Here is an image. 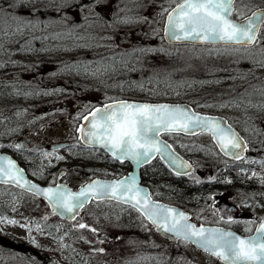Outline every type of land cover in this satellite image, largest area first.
I'll return each instance as SVG.
<instances>
[{"label":"rangeland","instance_id":"1","mask_svg":"<svg viewBox=\"0 0 264 264\" xmlns=\"http://www.w3.org/2000/svg\"><path fill=\"white\" fill-rule=\"evenodd\" d=\"M256 2L257 0H237V15L250 12L253 8L251 5ZM258 2H260L259 5L264 4V0ZM103 27L97 35L99 39H88V42L93 45L91 49L78 50L79 53H82L78 59H84L85 56H88L86 55L87 51H94V54H90L94 58L116 56L119 59V53H131L134 48L154 49L155 51L150 52L146 57H142L140 63L132 60V63L142 71L124 72L123 66L117 64L118 70L108 75L106 81L99 83L91 81L89 77L84 75L80 76V79L77 77L61 78L62 75L60 74L56 76L49 75L47 81H50L53 87L50 88V91L45 89L41 92L45 93L46 97L49 94L51 95L46 100L37 99L39 90L33 88L29 98L27 100L23 99L24 102L18 100L11 104H0V145L2 138L8 135L5 131L6 123L12 128H17L19 124L20 132L12 137V142L21 143L25 141L29 148L39 150L40 156L43 158V160L40 159L42 164L50 165L56 160L62 165L75 164L74 168L78 175H75L76 179H71L70 183H82L89 171L78 166L80 161L72 158L71 149L61 150L55 147L52 148L51 145L63 140H77L78 119L81 115L99 101L116 97L108 92L106 87L109 84L125 83V77L129 76L132 81V97H146L147 88L149 90L161 89L162 94L166 95L165 93L172 92V94L194 102L197 104V108L202 110H215V112H222L223 114L226 112L233 113L234 118L237 117L236 121L247 113H260L257 116H262L264 113V110L251 106L241 105L237 107L238 94L242 90H238V86L234 81L229 83L232 80L229 77L236 75L232 72L236 71L235 67L240 64L238 56L249 57V47L171 45L158 37L161 29L159 26L152 24L139 26L138 28L113 26L118 33L115 36H113V28L108 31V26ZM87 28L93 30V27ZM125 34H127V43H121L125 39ZM108 36H113L120 47L117 48L115 45H112L111 48L105 47L104 45L109 44V41L102 37ZM132 38H137V40ZM262 41L260 40V42ZM97 43L102 46L95 47ZM13 48L4 47L0 49V62L1 59L5 58L1 56L4 50L10 49L14 54H23L18 48ZM7 56H9L7 59L17 62L19 65L23 61V57L20 56L12 59L11 55ZM3 69L2 66V70L0 68V85H6L7 87L14 86L17 83L16 81L22 79L33 84L32 80L38 75L21 67L13 72ZM149 77H153L151 82H149ZM81 81L83 83L73 84ZM140 82H143L142 88L139 86ZM68 88H72V90ZM121 89L123 88L121 87ZM115 94L121 95L119 93ZM221 105L227 106L221 107ZM254 118L256 117L254 116ZM15 120L18 121L17 124L14 123ZM169 138L174 143L187 142L184 150L189 153L197 166L192 174L193 177L202 179L224 178L220 173L222 172L221 166L229 165L231 161L220 153L209 135L181 136L171 134ZM261 140L264 139L252 137L250 143L260 142ZM263 149L264 144L260 150L255 148L253 144V152H250L243 161L255 164L254 160H261L264 157ZM255 165H253V169H245L240 174L259 178L261 182H264V170ZM228 184L231 190L226 191L228 185L225 184L223 186L225 192L221 191V194H228L234 202L243 195L244 191L252 194L247 185L235 186L233 183ZM221 188L222 186L216 191L220 193ZM214 200L212 198L213 204L204 201L200 208L195 209L197 211L196 219L199 222L223 220V215L220 213L221 205L217 203V199ZM215 202L217 204L214 205ZM100 208L101 211H96L97 203H93L88 208L87 214L89 212L94 213V211L99 212L96 213L98 218L94 225L102 230L106 238L110 236L115 238L108 241L112 242L113 252L117 254L118 261H111L110 264H222L215 256L195 247L191 242L180 240L177 245L171 244L162 236L153 232L149 223L144 219L137 216L135 218L131 210L125 206L115 202H104L101 203ZM124 221L127 222L123 223ZM69 225L51 216L45 203L38 198L16 188L14 189L12 186L0 184V264L7 262V264H19V262L27 264H75L69 258L70 255H68L65 247H63L65 241L63 230H67L65 227H70ZM115 226L117 230L114 232L117 234V238L114 233L110 234ZM119 227H126V230L123 231ZM98 237L100 238V236ZM100 241L102 242L101 238ZM20 243L34 245L39 253L32 255V252L27 253L18 250ZM34 257H36V260L32 259ZM124 258L132 261H124ZM69 259L70 261H67ZM101 263L98 261V264Z\"/></svg>","mask_w":264,"mask_h":264},{"label":"snow or ice","instance_id":"2","mask_svg":"<svg viewBox=\"0 0 264 264\" xmlns=\"http://www.w3.org/2000/svg\"><path fill=\"white\" fill-rule=\"evenodd\" d=\"M107 3L108 0H0V49L6 44H16L23 53L48 51L47 41L64 39L82 40L84 43H76L74 47L81 50L91 49L93 45L88 42V38L80 35L79 29L86 25L92 27L93 24L103 21V25L113 28L115 36L118 33L113 27L114 24L130 22L124 18L113 17V23L108 24L99 11ZM233 11L234 0H184L168 14L164 31L169 39L203 40L212 44L223 42L225 45L244 47L254 44L261 25H264V9L253 12L251 16L240 21L231 19ZM81 16L83 24L79 22ZM38 32L46 34L37 35ZM113 36L102 37L109 41L105 47H120ZM36 41H39L40 48H36ZM121 43H127V34ZM101 46L99 43L95 45L97 48ZM152 51L155 50L134 48L131 53H119V59L116 56L101 59L80 58L72 63L64 62L62 67L50 75L56 76L67 70L76 75L99 79L116 72L117 64L123 66L124 72L142 71L132 60L140 63L141 58ZM259 55L260 58L257 59L255 53H250L252 68L247 71L239 69L236 75L229 78L247 80L254 74L257 65L264 69V49ZM20 66L26 71L33 70L31 66ZM152 79L153 77H149V82ZM139 86L142 88L143 82ZM252 87V92L245 90L238 94L236 106L245 105L264 110V87ZM254 95L259 96L256 103L252 100ZM196 130L211 133L221 151L236 159H240V153L246 150L240 137L222 119L199 115L182 105L129 103L124 100L105 105L92 114L87 135L92 142L103 143L120 160L131 159L136 164H142L155 154L164 158L167 153V158L175 164L178 157L169 153L168 146L157 141L155 136L161 131L194 133ZM15 147L21 148L23 145L18 144ZM7 182L26 186L27 190L42 194L52 205L53 211L60 215L74 213L92 198H109L129 203L156 225L158 230L162 229L177 238L182 237L196 243L205 251L221 256L229 264H246V261L264 264V223L257 229L256 237L248 242L239 241L240 245L247 244L248 247H238L239 238L233 233L202 227L197 229L195 225L187 223L188 217L183 212L151 201L148 193L139 188L134 175L119 181H93L82 187L78 193H72L62 186L37 189L36 185L24 179L23 171L14 162L8 157H0V183ZM79 227L87 226L81 223Z\"/></svg>","mask_w":264,"mask_h":264},{"label":"flooded vegetation","instance_id":"3","mask_svg":"<svg viewBox=\"0 0 264 264\" xmlns=\"http://www.w3.org/2000/svg\"><path fill=\"white\" fill-rule=\"evenodd\" d=\"M181 0H108L107 5L103 6L99 9L100 14L102 17H104L105 20L108 21V24L113 23V17L119 19L124 18L129 20L130 22L127 24H114L113 26H127V27H139V26H145V25H156L160 27L161 33L158 34V37H161V39H164V26L166 24V19L168 16L169 11L171 8H173L178 2ZM257 2L253 4L252 6H259L260 2ZM251 5V4H247ZM260 6L264 7V4H261ZM6 7V5H5ZM146 17L147 19H143ZM80 23H84L82 16L79 20ZM103 21H101L99 24H93V30H89L87 25L83 29H79L78 32L80 35L85 36L88 39L97 38L98 33L101 31V27H107V25H103ZM103 27V28H104ZM60 30V29H56ZM112 28L109 27L108 31H111ZM51 31V30H50ZM107 32V31H104ZM46 33H37V35H42ZM257 40L253 45L247 46L250 48V53H255L257 59L260 58V52L262 49H264V25H262V28L259 32V35L257 36ZM135 39V38H132ZM137 40V38L135 39ZM260 40H263L260 42ZM69 41H77V42H83L82 40H76V39H64L60 41H53L49 40L46 42V46L49 48L48 51H40V52H28L23 54L18 53H12L10 49L4 50L2 53V56L11 55L10 57L15 58L16 56L23 57V61L20 64L31 66L34 68V64H38V69L36 71L38 72H52L54 71V67L49 62H43V60H39L40 58L44 57H50L53 55H56L58 57H63L64 62H69V58H75L80 57L82 53H79V51H73L69 50V46H66ZM59 45V47H58ZM36 48H40L41 45L39 41H36L35 44ZM14 47L18 48V45L16 44H6L5 48H11ZM61 47V48H60ZM257 47V48H256ZM60 48V49H58ZM68 49L67 51L65 49ZM256 48V49H255ZM7 53V54H6ZM91 53L94 54V51H87L88 56ZM102 54V53H100ZM98 54V55H100ZM9 57V56H7ZM34 57L37 58L36 61H27L25 58ZM101 59V58H99ZM240 64L235 67L236 71H233L232 73L237 74V71L239 69H244L247 71V69L252 68V61L247 56L244 58V56H240ZM248 60H250L248 62ZM249 63V64H248ZM248 64V65H247ZM32 72V71H28ZM125 74V73H124ZM123 74V75H124ZM125 76V75H124ZM259 78V79H258ZM117 80V79H116ZM125 83H115V84H109L106 89L108 92L114 94L116 97L114 98H107L104 100L99 101L96 105L91 107L89 110H87L84 114L86 115L88 112L93 110L96 107L102 106L106 103L116 101V100H133V99H139L137 97H132L131 93H133L132 88V81L129 77H125ZM237 84L238 90H242L243 92L247 90L248 92L253 91V87L256 88H262L264 87V69L260 68L258 65L255 67L254 74L250 75L247 80H241L237 78L236 80H230L229 83ZM83 82L73 83V84H81ZM251 85V86H250ZM121 87L123 89H121ZM69 90H72V88H68ZM241 91V92H242ZM115 93H119L120 96L116 95ZM231 100V98H229ZM253 103H256L259 100L258 95H254L252 97ZM260 113H247L245 116H242L241 119L237 120V117L234 118L233 113H227L224 114V116L228 119L229 123H231L236 129L238 130V133H240L247 142V151L245 153V156L240 160H234L231 158L226 157L229 161V165L221 166V176L224 178L222 179H216V178H209V179H202L197 177H190L188 176H179L180 179H183L184 182L187 184H190V188L196 192L199 190L200 194H193L191 198H188L186 200L183 199H177V196L173 193H167L166 190L173 191L175 187L165 185L162 182H159L158 185L150 187L149 190H151V193L153 197L156 200H161L163 202H167L170 204H176L179 205L185 210H188L190 212V216L192 220H195L197 223H201L196 219V212L195 209L200 208L201 204L204 201H208L209 204L212 203V198L217 199V203L221 205L220 213L223 215V220L220 221H210V222H202V223H212V224H222L225 226H229L232 229H235L239 231L240 233H254L255 228L259 224L260 221L264 218V182H261L259 178H252L248 177L246 175H241V172H244V170H248L250 168L253 169V165H257L258 168L264 170V157L261 158V160H254L255 164H252V162L249 161H243L250 152H253V144L255 148L262 149V146L264 144V140H261L260 142H252L250 143V138L252 137H260L264 139V113L262 116H257ZM82 115L80 118H82ZM254 116L256 118H254ZM78 119L80 121L81 119ZM168 134V133H167ZM170 134V133H169ZM172 134V133H171ZM174 134V133H173ZM203 134V133H199ZM207 134V133H204ZM175 135V134H174ZM176 135H181L176 133ZM209 135L212 140L213 137L210 134ZM185 136V135H183ZM65 142V143H64ZM64 143L65 146L59 145ZM23 145L21 148L15 147L16 145ZM76 144H79L83 150L85 151L88 149H92V152H87V156H83L81 158V162L78 163V166L83 168L84 170H87L86 179L78 184L70 183L71 179H76L75 175H78L74 168L75 164H68V165H55V166H44L47 169L40 170L38 174L41 175L40 178H35L38 182H41L42 184H58L65 182L66 184L70 185L72 189L76 190L78 187H80L85 182H88L96 177L103 178H111L114 177L115 171L114 168L117 166H130L131 164L128 161H117L115 158L111 157L107 152L102 150L99 147L90 148L88 146H85L82 144L79 140H63L53 143L51 146L52 148H58V149H75ZM179 151L187 155L192 161H194L189 153H187L184 148L187 145V142H175L174 144ZM2 146H5L4 144ZM6 148L12 152L17 158L18 156H23L25 152H34L36 154H40L39 150L29 148L28 145L25 143V141L19 142H8L6 143ZM264 152V149L262 150ZM40 157V156H39ZM41 158V157H40ZM156 159L158 157H155ZM247 160V159H246ZM57 162V160L55 161ZM195 162V161H194ZM59 163V162H58ZM121 163V164H118ZM196 163V162H195ZM205 163V162H203ZM255 165V166H256ZM51 167V168H50ZM91 171V172H90ZM30 175V174H29ZM32 176V175H31ZM33 177V176H32ZM177 179V178H176ZM178 180V179H177ZM228 183H233L235 186H249L252 194L246 193V191L243 192V197L241 196L236 202L233 201L232 197H230L228 194L224 193L221 194V191L225 192V184L228 185L226 188V191H230L231 188L229 187ZM221 188L218 193L216 191L218 188ZM224 188V189H223ZM215 190V191H214ZM214 200V201H215ZM100 202H110L114 203L112 200H99V201H93L89 203L91 206L93 203H97V210L101 211V203ZM116 203V202H115ZM216 202L214 203L217 204ZM125 206V205H123ZM127 209L133 210L132 207L125 206ZM195 207V208H194ZM88 212V209L86 208L78 214V217L75 220L72 221H66V220H60L64 221L67 224H70V227H65L67 230H63L65 241L64 246L67 250V253L69 258H71V261H74L75 264H98V261L101 264H110L111 261H118L117 260V254L113 252V245L112 242H109L110 239H115L114 237L106 238L104 236L102 230L95 226L96 219L98 218V215L96 213L99 212ZM58 219V218H57ZM129 221V220H128ZM127 222V221H126ZM125 221L123 223H126ZM85 224L87 227L80 228L79 224ZM122 228L123 231L126 230V227H119ZM71 229V230H68ZM95 229V231H93ZM152 229V228H151ZM117 230V227H113L112 231H110V234L115 235L117 238V234L114 232ZM153 232H155L152 229ZM160 235V234H159ZM102 239V242L100 241V238ZM107 239V240H106ZM171 243V242H170ZM175 243L174 245H176ZM26 245V244H25ZM23 245L22 249L25 250L27 253H31L32 255H36L37 251L36 247L34 245ZM100 249H103V251H100ZM21 250L20 246L19 249ZM31 251V252H30ZM70 253V254H69ZM36 260V257L32 258ZM39 261V260H37ZM67 261H70L67 260ZM124 261H132L131 259L124 258ZM68 264V263H65Z\"/></svg>","mask_w":264,"mask_h":264},{"label":"water","instance_id":"4","mask_svg":"<svg viewBox=\"0 0 264 264\" xmlns=\"http://www.w3.org/2000/svg\"><path fill=\"white\" fill-rule=\"evenodd\" d=\"M183 2H184V0L180 1L178 4H181V3H183ZM234 3H235V0H234ZM178 4H177V5H178ZM177 5H176V6H177ZM176 6H174L173 8H171L170 12H171ZM261 9H264V8H258V9H255L253 12H256V11L261 10ZM170 12H169V13H170ZM253 12H252V13H253ZM169 13H168V14H169ZM252 13L249 14V15H246L245 17H249V16H251ZM167 17H168V16H167ZM245 17H244V18H245ZM244 18H236V17H233V13H232V15H231V19L234 20V21H240V20H242V19H244ZM166 23H167V19H166ZM165 26H166V24H165ZM165 26H164V28H165ZM163 31H164V30H163ZM164 32H165V31H164ZM165 38H166V40H167L169 43H173V44H177V43L212 44V43H207V42H205V41H203V40L193 41V40H184V39H179V40H177V39H169V37H168L166 34H165ZM215 44H224V43H223V42H218V43H215ZM212 45H213V44H212ZM122 100L127 101V102H129V103H149V104L182 105V106H186L190 111L195 112V113H197V114H199V115H202V116H211V117H216V118L222 119V120L226 123V125H230L231 128L236 132V134L240 137V140H241V142H242V145L245 146V148H246V141H245V139L241 136L240 133H238V131L236 130V128H234L230 123H228V120H227L224 116H222V115H220V114L205 113V112H202V111H198V110H196V109H195L190 103H188V102H184V103H183L182 101H181V102H173V101H157V102H153V101H136V100H131V101H130V100H125V99H122ZM119 101H121V100H116V101H112V102L106 103V104H104V105H102V106H99V107L95 108L94 110H92V111L86 116L87 119H84V120H83V123H82L81 129H79V130H80L81 139H82V141H83L85 144H87V145H89V146H100V147L104 148L106 151H108V152H109L112 156H114V157H116V156L113 154V152H112V151H109L107 148H105L104 145H103V143H101V142H99V141L92 142V140L89 139L87 133L90 131V123H91V121H92V114H93L94 112H96L97 109H101V108H103L105 105H113V104L118 103ZM164 132H169V131H161V132H159V134H158L157 136H155V139H156L157 141H159L161 144L167 145V146H168V152L171 153L172 155H174L175 157H178V161H177L175 164H173L172 162H170V160L167 158V153L165 154V157H164V158H162V157H161L160 155H158V154H155V155H153L151 158H149V159L147 160V162L142 163V164H136V163H135L133 160H131V159H124V160H128V161L131 162L132 165H133L132 169H131L127 174H125L124 176L116 177V178H111V179H106V178H105V179H104V178H103V179H102V178H95V179L91 180L90 182H86L84 185H82V186H81L79 189H77V190H72V187H70L68 184H65V183L43 185L42 183H40V182H38V181H36V180L30 178V176L28 175L26 169H25L22 165H20L19 161H18L15 157H13L12 155H10L9 153H7V152H3V151L0 150V157H8L12 162H14V164L16 165V167L19 168V169H21V170L23 171L24 179L27 180V181H29L31 184L36 185L37 189H46V188H49V187L56 188L57 186H62L63 188H66V189L70 190L72 193H78L82 187H86L88 184L92 183L93 181H97V180H98V181H102V182L119 181V180H124L126 177H129L130 175H134L135 178H136V181H137V184H138L139 188L143 189L144 192H147V193H148V198H149L151 201H153V202H155V203H158V204H161V205H166V206H168L169 208L176 209L178 212H183V213L188 217V221H187V223L192 224V225H195L197 229H200V228L202 227V228H204V229H218V230H222L223 232H231V233L234 234L235 237H238V238H239V239L237 240V246H238V247H248L247 244H245V245H240L239 241H245V242H248V241H250L253 237H256V236L258 235V233H257V229L259 228V226H260L262 223H264V218H263L262 221L259 222V224H258L257 227L255 228L254 233H251V234H242V233H240L239 231H237V230H235V229H232V228H229V227H226V226H223V225H218V224H211V225L203 224V225H198L196 222H194L193 220L190 219V213H189L188 211L184 210L182 207H180V206H178V205H175V204L166 203V202H163V201H161V200H156V199L152 196V194H151V192H150V190H149V189H150L149 186H148L147 184H144V183L142 182V179H141V168H142V166H144V165L148 164L150 161H152V159H154V157L159 156V158H161V159H162V160L168 165V168H170L171 171H173L174 173H176V175H177V174H180V175L188 174V173L192 172L193 169H194V167H193V166H194L193 163H192L187 157H183V155H182L181 153H179V152L173 147V145H172L168 140H166V139H164V138L162 137L161 134L164 133ZM198 132H200V130H196L194 133H193V132H189V133L181 132V133H184V134H195V135H196V133H198ZM214 142H215V145H217V147H218L219 150L221 151V148H220V146L217 144V142H216L215 139H214ZM236 151H239V149H237ZM221 152H222L224 155H226V156H229V157H232V158L236 159V158H235L233 155H231V154H225V152H223V151H221ZM244 153H245V150H244L243 152L240 153V158L244 156ZM181 162H183V163H181ZM5 165H6V162H5ZM178 165H179V166H178ZM183 165H188V167H184ZM3 184L13 185V186H15V187H17V188H19V189H22V190H25V191L31 192V193L35 194L36 196H38V197L44 199V200L47 202V204H48L47 206H49L50 210H51L53 213H55V212L53 211L52 205L49 203V201H48V200H47L42 194H37V192H35V191H29V190H27L26 186H18V185L15 184L14 182H7V183H3ZM142 194H143V193H141V195H142ZM92 199H95V200L103 199V200H104V199H109V198H100V199L92 198ZM92 199L88 200V202H86V203L83 205V207H84L87 203H89ZM112 200L118 201V200H116V199H112ZM118 202H122V201H118ZM122 203H124V202H122ZM124 204H128V205L132 206V205L129 204V203H124ZM83 207H82V208H83ZM82 208L77 209L74 213H71V214H65V215H60V214H58V213H55V214H56L57 216L63 218V219H66V220H72V219H74V218H76V217L78 216L77 214L80 213V211H81ZM140 213H141V212H140ZM141 214H142V213H141ZM142 215H143V214H142ZM143 216H144V215H143ZM73 217H74V218H73ZM144 217H145V216H144ZM145 218H146V217H145ZM146 219H147V218H146ZM147 220H148V222H149L151 225L154 226V228H155V230H156L157 232H160L162 235H164V236L170 238L171 240H173V242H176V241L178 240V238H177L175 235H173L172 233H166V232H164L162 229H161V230H158L156 225L152 224V222H151L149 219H147ZM179 239H184V238L180 237ZM184 240H185V239H184ZM186 241L190 242L189 240H186ZM191 243H193V242H191ZM193 244L196 245L198 248H201V249L204 250V248L198 246L196 243H193ZM204 251H205V250H204ZM209 253H211V252H209ZM211 254H212V253H211ZM213 255H214V254H213ZM214 256H216V257H217L220 261H222L224 264H229V262H228L227 260H225L224 258H222L221 256H218V255H214ZM249 263H252V264H258V261H246V264H249Z\"/></svg>","mask_w":264,"mask_h":264},{"label":"trees","instance_id":"5","mask_svg":"<svg viewBox=\"0 0 264 264\" xmlns=\"http://www.w3.org/2000/svg\"><path fill=\"white\" fill-rule=\"evenodd\" d=\"M76 43H79V42L69 41L66 46H69V50L77 51L78 48L74 47V45ZM60 48H58V49H60ZM77 58H79V57H77ZM99 58L100 57L94 58L91 56H85L84 59H99ZM25 59L27 61H30V60L36 61L37 60V58H34V57H29V58H25ZM2 60H4V62H2ZM39 60H43V62H49L54 67V71H52V72L57 71L64 64V58L58 57L56 55H53L50 57H44V58L42 57ZM75 60H76L75 58H69V63H72ZM0 64H1L0 65L1 70H2V66H3V68H4L3 70L10 71V72H13L18 67H21L17 62L13 63L10 59H7V56H5V58L1 59ZM21 65H23V64H21ZM22 69H25V68L22 67ZM37 69H38V64H34V68H33L32 72H34V74H38V75L35 76L34 80H32L33 84H31L29 82H25V80L22 79V80L16 81L17 83L12 87H7L6 85H0V104H11V103H14L15 101H18V100H20V102H24L23 99L27 100L29 98V95H30L33 88L39 90V97H37V99H40V100L45 99L46 100V98H49V96L51 97L50 94L47 95V97H46L45 93H41L45 89L50 91V88L53 87L52 86L53 84L50 81H47V78H49V75L51 72L48 71V72L42 73V72L36 71ZM60 75H62L61 78H76L77 77L78 79H80V76H82V75H76L74 72H68L67 70L63 73H60ZM107 76L108 75L100 77L99 78V79H101L100 81L98 79L96 80L95 78H93L91 76H86V77H89V79L95 83H99V82L106 81ZM94 80H96V81H94ZM81 82H83V81H81ZM162 93H163V91L161 89H159L158 91H154V90L150 89L147 92V94H146L147 96L145 97V99H149V100H173V101H183V102H184V100H187L181 96L172 94V92L165 93L166 95H164ZM18 130L19 129H12L11 127L8 129V131L6 133L8 135L3 137V139L5 141V144H4L5 146H2L1 149L5 150V151H9L6 148V143L10 142L11 138L14 135L18 134L17 133ZM10 153H12V152H10ZM37 155L38 154H36L34 152H25V154H23L22 157L18 156L19 157L18 159H19L21 165L26 167L29 174L32 175L34 178L38 179L41 177V175L38 174V172L40 170H44V169H47L49 167L45 168L44 166H46V165L42 164V162H40V157H39V155L38 156ZM82 155L87 156L88 154L83 153ZM50 166H53V165H50ZM127 168H128L127 166H120V167L114 168L113 171H115V174H117V173L121 174V173L125 172L126 171L125 169H127ZM141 172H142V181L144 183L150 185L151 187L158 185L159 182H162L168 186L175 187V189L173 191H170V190H166V191L168 194L169 193L175 194L177 196V199L186 200L188 198H191V196L193 194H198V195L200 194L199 190L194 192L190 188V186H189L190 184H187L186 182L183 181V179H180L178 175L176 176L174 173H172L170 171V169L167 168V165L162 160H160L158 158L155 159L154 161H152L151 163L146 164L142 168ZM132 211H133L134 217L135 216L141 217V215L138 212H136L135 209H133ZM7 263H5V264H7ZM19 264H27V263L19 262ZM28 264H30V263H28Z\"/></svg>","mask_w":264,"mask_h":264}]
</instances>
